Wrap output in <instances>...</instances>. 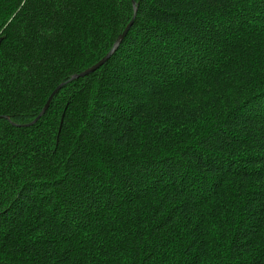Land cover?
I'll return each instance as SVG.
<instances>
[{
	"label": "trees",
	"instance_id": "1",
	"mask_svg": "<svg viewBox=\"0 0 264 264\" xmlns=\"http://www.w3.org/2000/svg\"><path fill=\"white\" fill-rule=\"evenodd\" d=\"M0 264H264V0H0Z\"/></svg>",
	"mask_w": 264,
	"mask_h": 264
},
{
	"label": "water",
	"instance_id": "2",
	"mask_svg": "<svg viewBox=\"0 0 264 264\" xmlns=\"http://www.w3.org/2000/svg\"><path fill=\"white\" fill-rule=\"evenodd\" d=\"M133 10L136 11V6L134 4H133ZM131 25H132V20L127 24V26L124 28V30L122 31V33L120 35H118V37H117L114 45L112 46V49L110 51H108L106 53V55H104L98 62H96L91 67L87 68L86 70L82 71L81 73H78V74L73 75L70 78V80H76L78 78H82L84 76H87V75L93 73L94 71L98 70L100 67H102L107 62V60L110 58V56L113 54V52L116 50V48L118 47V45L120 44V42L123 40V38L127 34V32H128V30H129V28H130ZM63 85L64 84L58 85L51 92V94L49 95V97L46 100L45 104L43 105L40 113L31 122L23 125L24 127H29V126L35 124L40 119V117H42L45 114V112L47 111V109H48V107L50 105V102H51L52 98L57 94V92L61 89V87Z\"/></svg>",
	"mask_w": 264,
	"mask_h": 264
}]
</instances>
